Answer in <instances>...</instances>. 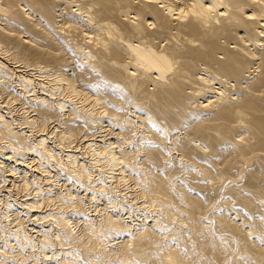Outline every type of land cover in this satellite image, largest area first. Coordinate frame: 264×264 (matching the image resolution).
I'll return each mask as SVG.
<instances>
[{
	"label": "bare ground",
	"instance_id": "1",
	"mask_svg": "<svg viewBox=\"0 0 264 264\" xmlns=\"http://www.w3.org/2000/svg\"><path fill=\"white\" fill-rule=\"evenodd\" d=\"M0 264H264V0H0Z\"/></svg>",
	"mask_w": 264,
	"mask_h": 264
},
{
	"label": "rangeland",
	"instance_id": "2",
	"mask_svg": "<svg viewBox=\"0 0 264 264\" xmlns=\"http://www.w3.org/2000/svg\"><path fill=\"white\" fill-rule=\"evenodd\" d=\"M106 130H109V128H106ZM110 132L109 131H107L106 132V134H109ZM104 202V203H103ZM105 203H107L106 201H102L100 204H98V207L97 208H94V209H96V210H98V211H100L101 209L103 210V209H105V207L107 206ZM109 206V205H108ZM107 206V207H108ZM93 209V210H94Z\"/></svg>",
	"mask_w": 264,
	"mask_h": 264
}]
</instances>
